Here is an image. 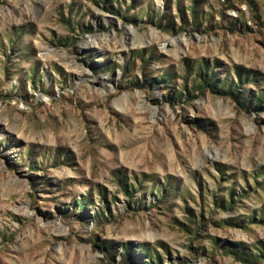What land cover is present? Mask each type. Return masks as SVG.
Returning <instances> with one entry per match:
<instances>
[{"label":"rangeland","instance_id":"1","mask_svg":"<svg viewBox=\"0 0 264 264\" xmlns=\"http://www.w3.org/2000/svg\"><path fill=\"white\" fill-rule=\"evenodd\" d=\"M260 93L264 0H0V264H247Z\"/></svg>","mask_w":264,"mask_h":264},{"label":"trees","instance_id":"2","mask_svg":"<svg viewBox=\"0 0 264 264\" xmlns=\"http://www.w3.org/2000/svg\"><path fill=\"white\" fill-rule=\"evenodd\" d=\"M106 2V1H105ZM108 8V7H107ZM207 79V78H206ZM208 80V79H207ZM217 90H219V87L217 85ZM260 97H263L264 99V94L260 93ZM257 221V220H256ZM257 249L255 252H251L249 249L245 248H239L238 246L235 247V249H233V254L234 256L242 261L243 263H247V264H253L256 261H258L259 259H263L264 260V250H263V246L261 244L257 245L256 248ZM156 258L158 261V256L154 255V257L152 256V254L148 253V261L146 264H159V263H155L152 259Z\"/></svg>","mask_w":264,"mask_h":264},{"label":"bare ground","instance_id":"3","mask_svg":"<svg viewBox=\"0 0 264 264\" xmlns=\"http://www.w3.org/2000/svg\"><path fill=\"white\" fill-rule=\"evenodd\" d=\"M151 38H152V37H151ZM150 40H151V39H150ZM177 42H179V43H180V40H177ZM177 42H176V43H177ZM176 51H177V50H176ZM177 52H178V51H177Z\"/></svg>","mask_w":264,"mask_h":264}]
</instances>
